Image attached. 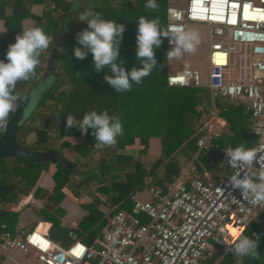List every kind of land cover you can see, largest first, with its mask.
Masks as SVG:
<instances>
[{
	"label": "trees",
	"instance_id": "trees-1",
	"mask_svg": "<svg viewBox=\"0 0 264 264\" xmlns=\"http://www.w3.org/2000/svg\"><path fill=\"white\" fill-rule=\"evenodd\" d=\"M159 8L151 10L145 8L146 0H0V8L10 4L13 12L4 17L6 26L14 31L15 38L21 31V21L26 17H33L40 27L51 35L53 43L40 57V62L48 63L53 48L56 46L54 55L55 69L51 77L54 83L47 87L41 94L37 105L22 124L17 140L19 145L29 152H45L55 149L56 141L67 135L84 136L94 146L95 138L92 129L87 134H81L77 128H69L66 124L67 115L72 114L77 120L83 118L84 112L107 110L109 115L120 117L123 124V135L117 137L115 148L133 145L135 140H140L142 148L140 152L146 153L148 139L150 137L161 138V155L151 162L149 168L138 159L132 161V169L121 176L112 173L115 161L103 165L106 172L93 171L86 179V183L96 180L97 190L109 195L111 203L121 204L115 211L132 206L131 195L145 186V178L151 176V186H159L164 189L165 183L174 182L180 175L182 164L176 158L181 153L185 158H192L197 152L196 141L197 122L201 112L197 106L209 99L208 87H179L167 84V37H162L163 43L155 50L157 58L156 66L152 73L145 77L139 85L133 84L131 91L118 93L105 81V71L96 72L92 64V54L80 60L73 54V49L80 46L75 39L76 34L87 28V24L79 22L78 12L85 9H94L102 13L106 20L117 21L125 25L126 30L120 44L119 58L124 60L126 70L140 67L139 60L135 59V43L137 34L138 18L144 16L148 19L158 18L161 29L166 32L168 0H157ZM45 4L46 10L42 17L34 16L30 12L33 4ZM64 28L59 40L61 24ZM30 81L17 83L14 93L18 96L16 107L31 88L39 82L38 72ZM78 72V73H77ZM111 75V73H108ZM209 103V101H208ZM220 107L219 115L227 121L228 128L221 135L212 139V147L207 152H199L196 157V165L199 171L209 170L212 178L219 179L226 174V170L220 165L219 158L224 147H236L244 144L250 148L255 144L256 137L249 130L250 113L242 107L232 103L217 102ZM12 112L9 118L12 117ZM8 118V119H9ZM3 127H0V137ZM35 130L37 139L32 144L24 141L25 135ZM61 147L69 146L62 142ZM132 160V159H131ZM49 162H37L24 160L17 157H8L0 160V188L12 187L10 191L0 195L3 205L16 202L21 195H26L32 189L40 173L46 169ZM218 169V171H215ZM70 171L63 162H57L54 173L56 186L51 193L37 189L35 195L46 194V209L41 214L52 222L49 236L56 240V233L60 236L69 235L73 229L61 226V221L56 215H51L48 209L60 214L58 204L63 197L61 189L69 181ZM17 222V213L0 210V233L5 225L6 230H12ZM105 221L101 214L94 208L84 218L79 226L98 232ZM41 224L47 225L42 227ZM48 223L40 222L38 231H46ZM2 230V231H1ZM91 230V231H92ZM257 230L262 236L256 238L260 243L258 247L259 259L249 257L237 258L227 251L217 264H264V213H260L253 219L249 226L242 232L243 235L251 236V232ZM222 249V247H219ZM217 255L208 258L204 264H215Z\"/></svg>",
	"mask_w": 264,
	"mask_h": 264
},
{
	"label": "built area",
	"instance_id": "built-area-1",
	"mask_svg": "<svg viewBox=\"0 0 264 264\" xmlns=\"http://www.w3.org/2000/svg\"><path fill=\"white\" fill-rule=\"evenodd\" d=\"M193 25L204 27L211 37L204 58L207 71L185 66L170 72L167 84L206 86L212 97L243 100L250 113L249 130L256 137L251 148L259 159L251 171L264 170V0H185L168 6L169 35L176 28L187 32ZM170 39L169 50L174 47ZM215 136L200 133L198 152L207 153ZM224 148L219 158L226 170L223 177L193 174L166 182L164 189L151 186L149 200L132 197L131 208L108 216L101 236L90 244L71 230L73 242L62 247L47 230L38 231V223L17 236L3 225L0 246L11 254L20 251L39 264H204L219 247L235 242L233 229L242 233L264 213V206H254L250 197L232 188L230 177L237 169L229 166ZM251 236L262 233L252 231Z\"/></svg>",
	"mask_w": 264,
	"mask_h": 264
},
{
	"label": "clouds",
	"instance_id": "clouds-1",
	"mask_svg": "<svg viewBox=\"0 0 264 264\" xmlns=\"http://www.w3.org/2000/svg\"><path fill=\"white\" fill-rule=\"evenodd\" d=\"M145 8L157 10V0H146ZM79 22L87 24V28L78 32L75 39L80 46L73 49L76 58L83 60L92 54V64L97 73L105 71L104 79L118 93L131 91L133 84L139 85L148 77L157 63L155 50L160 48L162 37H169V43L174 47L168 51L169 58H181L185 52L194 51V41L197 36L185 32L181 28L174 29L173 34L164 32L158 18H138L135 43V59L140 67L126 70L125 61L119 58L120 44L126 27L122 23L106 20L102 13L94 9L78 12ZM53 37L39 26H33L22 31L15 38V42L8 46L6 57L0 60V127L6 126L8 118L16 110L19 99L13 94L20 81H30L36 74L40 57L53 43ZM78 73V72H77ZM108 73H111L109 75ZM50 83V81H49ZM66 124L69 128H77L81 134L94 130V146L102 148L117 143V137L123 135V124L120 117L109 115L107 110L84 112L83 118L77 120L72 114L67 115ZM231 168L237 169L230 177L233 189H238L242 197H250L254 206H264V170L252 172L254 162L259 163L258 153L243 143L239 146L224 148ZM244 172L241 177V172ZM232 235L237 242L228 251L237 258L249 257L259 259V242L250 236L243 235L233 229Z\"/></svg>",
	"mask_w": 264,
	"mask_h": 264
},
{
	"label": "crops",
	"instance_id": "crops-1",
	"mask_svg": "<svg viewBox=\"0 0 264 264\" xmlns=\"http://www.w3.org/2000/svg\"><path fill=\"white\" fill-rule=\"evenodd\" d=\"M168 1L169 5L173 3L171 0ZM45 10L46 6L42 3L33 4L30 6V12L34 16L42 17ZM12 12L13 7L10 4L4 5L0 8V60L5 59L8 46L14 43V31L7 28L4 18L10 16ZM33 26L40 27V24L33 17H26L21 21V31L29 29ZM191 28H196L200 32L205 33L207 39L202 43L195 44V50L191 52H185L180 60L182 62H185L187 60L186 62L188 64L190 63L189 61L193 59L201 60L199 61L201 67L206 70L208 66L204 58L207 52L208 43L211 38L209 31L202 26L193 25L189 27L187 32H189ZM168 51L170 50L167 46V53ZM44 53L47 54L46 51ZM177 62H179L178 59L169 58L167 54L168 75L170 72L186 66L182 65L183 67H177ZM191 63L194 64V62ZM195 63H198V61ZM47 64L48 63L43 61L39 63V67L41 68V70L37 74V76L39 77V82L36 86L29 90V92L31 93L32 107H35L37 105L42 92L54 83L53 77H49L43 80ZM217 102L232 103L234 105L242 107L243 110L247 112L245 107L246 103L243 100L228 101L218 97H212L210 95L208 100H204L203 103L197 106V110L201 112V116L196 125L197 133L199 132V134H204L207 132H212L216 135L215 137H217L221 135V133L225 131V129L228 128L227 121L219 115L220 107L217 105ZM212 111L214 112V114H212ZM30 114H28V116ZM36 139L37 136L35 130H30L24 137V141L27 144L34 143ZM62 142H67L70 147H61L60 145ZM253 145H251V147ZM141 148L142 145L140 143V140L138 139L135 140V143L133 145L124 146L122 148H115L114 145L97 148L87 142L86 138L81 135H67L59 138L55 143L54 149V151H56L59 155V160L57 162H63L69 168L70 175L68 183L61 189V191L63 192V197L58 204L59 208L61 209V213L56 214L54 213V210L48 208L47 211L50 212L51 215H56L57 217H59L61 226L67 229H73L84 243L90 244L94 239H97L101 236L102 231L106 226L108 216L115 212L116 208L121 204V202L114 204L111 203L108 194L97 190L98 183L96 180L87 184L85 179L90 174H92L93 171H97V173L106 172L107 169L101 170L99 168L100 165L101 168H103V165L109 164L110 160H117L115 158L116 156L119 157V161H115V168L112 170V173H118L121 176H124V174L128 173L132 169V161L136 159L142 162L145 167L149 168L151 162L161 155V138L155 136L150 137L148 139L146 153L142 154L140 152ZM198 153L199 152L194 155L195 161ZM176 158L182 164L180 175L176 178H185L186 170L183 168V160L185 159V157L181 153H177ZM57 162H49L47 168L41 171L39 178L28 194L21 195L16 202L7 205H3L0 201V210L5 209L7 211L17 213V222L13 226L12 230H7L11 236H17L21 230H31L41 221L48 223L49 226L47 228V233L49 236V229L52 225V222L48 220L49 218L41 214V211L43 209H46L45 205L47 203V198L45 193H51L56 186L54 181V173L57 169ZM191 175L193 174L188 173V176L186 175V179L190 178ZM206 177H208L207 174L205 175V178ZM150 183L151 176H147L145 178L144 188L142 190L135 191L131 195L132 203V197L139 200H149V188L151 187ZM37 189H40L45 193L42 192L41 195L37 196L35 195ZM127 207L128 206L126 205L122 209H127ZM91 208L96 209L101 214L102 219H104L105 221L104 225L96 233H94L95 231L92 230V228L82 229L79 226L80 222L90 214ZM2 226L1 229H3ZM41 226L46 227L47 225L41 224ZM55 236L58 239L54 240L50 236L49 237L52 241L58 243L62 247H69L73 242V239L68 234L66 236H60L56 233ZM237 239L235 240V242H237ZM2 241L3 232L0 233V244L2 243ZM222 249H224V247H222ZM222 249L218 248L216 253H214L213 255H217L218 252L222 251ZM228 249L229 248H225V251H223L222 254L217 255L215 264H217L219 260L226 254ZM0 264L39 263L32 261L30 257L23 255L20 251H15L11 254L3 250L0 246Z\"/></svg>",
	"mask_w": 264,
	"mask_h": 264
},
{
	"label": "water",
	"instance_id": "water-1",
	"mask_svg": "<svg viewBox=\"0 0 264 264\" xmlns=\"http://www.w3.org/2000/svg\"><path fill=\"white\" fill-rule=\"evenodd\" d=\"M64 28V24H61L60 32L57 37V41L61 35V32ZM56 52V46L53 48L52 53L50 55L46 72L43 76V80L51 77L53 70L55 69L54 64V55ZM31 93L28 92L25 97L20 101L14 114L11 118L8 119L6 126L2 129V134L0 137V160L8 157H17L24 160L29 161H37V162H52L56 163L59 160V155L54 150H48L45 152H29L23 149L17 140L18 132L22 126V124L26 121L27 117H25L24 113L26 107L30 103ZM12 187L0 188V195L5 193L6 191H10Z\"/></svg>",
	"mask_w": 264,
	"mask_h": 264
},
{
	"label": "rangeland",
	"instance_id": "rangeland-1",
	"mask_svg": "<svg viewBox=\"0 0 264 264\" xmlns=\"http://www.w3.org/2000/svg\"><path fill=\"white\" fill-rule=\"evenodd\" d=\"M173 3L172 4H177V5H182V4H184V1L185 0H171ZM169 5V4H168ZM189 32L190 33H193V34H195L196 36H197V41H194L193 43H194V45L195 44H198V43H202V42H204L206 39H207V36H206V34L205 33H203V32H200L198 29H196V28H191L190 30H189ZM195 48H196V46H195ZM195 50V49H194ZM175 59H177V58H175ZM181 58H179L178 60H179V62H177V67H183V66H199V67H201V64H200V62L199 61H201V60H197V59H193V60H190L189 62L191 63V62H194V64H192L191 63V65H190V63L188 64L186 61L185 62H182L181 60H180ZM198 61V63H195V62H197ZM183 65V66H182ZM201 69L203 70V72L204 71H207V69L206 70H204V68H202L201 67ZM35 107L33 106H31V100H30V103L28 104V106L26 107V110H25V113H24V115H25V117H27L28 116V114H30V112H32V110L34 109ZM195 159V156H193L192 158H185L184 160H183V168L186 170V173H185V179H186V177L188 176V173L189 174H196L197 176H200V177H205V175L207 174V176L208 177H211L212 178V172H210L209 170H203V171H199L198 169H197V165H196V161L194 160ZM187 171H188V173H187ZM215 171H218V169H215ZM187 175V176H186ZM234 243V242H233ZM233 243L231 244V245H229V246H225L224 247V249H222V251L221 252H218V254L220 255V254H222V252L223 251H225V248H230L232 245H233ZM218 250V249H217ZM216 250V251H217ZM216 253V252H215ZM217 254V255H218Z\"/></svg>",
	"mask_w": 264,
	"mask_h": 264
}]
</instances>
